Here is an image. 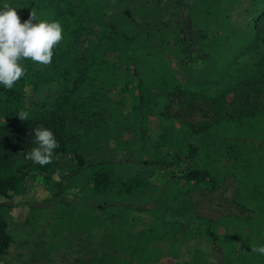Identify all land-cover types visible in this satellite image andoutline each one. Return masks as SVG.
<instances>
[{
	"label": "rangeland",
	"instance_id": "obj_1",
	"mask_svg": "<svg viewBox=\"0 0 264 264\" xmlns=\"http://www.w3.org/2000/svg\"><path fill=\"white\" fill-rule=\"evenodd\" d=\"M31 1L0 0V8L5 4L16 8L23 22ZM35 1L39 2L35 5L38 22H51L52 12L44 5L47 0ZM185 1L64 0V6L88 22L87 32L66 46L63 57H59L58 44L49 65L20 61L25 75L17 86L28 117L43 110L62 113L65 110L59 109L65 100L81 99L86 109L85 114L82 108L75 109V117L64 115L66 125L58 137L62 139L57 140L67 139L66 150L44 171L32 169L35 163L21 152L24 158L19 156V161L31 169L25 189L12 197L14 205L0 208L11 236L0 264H214L208 228L224 252L240 264H264V255L251 251L254 244L264 245V167L260 161L264 153L240 138H264V102L252 97L253 93L245 94L251 85L245 80L252 78L255 65L264 66V1ZM126 9L142 23L166 22L159 32L151 29L142 35L148 36L153 48L160 35L164 37L161 51L172 66L177 64L174 82L187 84L180 92L166 93L165 89L156 107L145 95L137 104L133 82L116 84V79L93 77V57L98 54L104 53L109 64L118 59L121 65L128 63L123 47L119 50L118 44L112 46V41L103 38L106 31L101 22L112 24L116 31L126 28ZM252 23L260 31L256 50H232L238 65L220 80L226 70L219 54H228L236 40L247 44L245 33ZM180 29L210 54L207 61L200 60L193 67L182 65L185 59L174 43L182 36ZM224 44L230 46L221 51ZM197 78L215 82L206 87L189 84ZM65 95L68 99L64 100ZM188 144L200 145L204 153L181 168L207 164L219 175L218 188L173 180L159 166L141 168L143 159L171 160L177 149ZM211 150L222 151V157L206 158L204 154ZM75 151L93 160H126L111 165L116 178L128 179L140 172L146 184L129 195L116 193V187L97 193L88 189L83 174H75L66 180L65 188L66 195L77 202L68 207L46 203L56 193L61 176L75 167ZM33 202L38 206L29 205ZM102 203L105 206L98 207Z\"/></svg>",
	"mask_w": 264,
	"mask_h": 264
},
{
	"label": "trees",
	"instance_id": "obj_2",
	"mask_svg": "<svg viewBox=\"0 0 264 264\" xmlns=\"http://www.w3.org/2000/svg\"><path fill=\"white\" fill-rule=\"evenodd\" d=\"M64 0H47L44 4L45 7H49L52 12V21H57L62 26L63 39L59 43L58 48L61 50L58 54L59 57H63V54L67 52L66 46H72L78 42L79 38L83 33H86L88 30V22L80 18L77 13H73L69 7L64 6ZM262 1V0H261ZM264 1V0H263ZM39 3L38 1L32 0L24 11V20L28 19L30 10H35V5ZM183 3H187L183 0ZM128 18V26L126 28H121L113 30L112 24H107V22L102 21V24L105 27V33L103 38L107 41H112V46L118 44V49H124L125 58L128 59L126 65H121L120 59L115 63L109 64V58H104V53L100 56L93 57V60L96 64L93 77L109 78L111 80L116 79V84L121 80L124 83L132 84V90L136 91L137 94V104L142 103L145 97L150 102V105L157 106L158 98L162 97L163 91L170 93L172 90H177L178 92L182 91L187 86V84L175 83L173 71L176 69L177 64L172 66L171 63L167 60L168 56L161 51V45L164 41V37L160 35L157 39L156 48L150 47L148 36L144 37L142 34L149 31L155 30L159 32L161 26L166 22H162L157 25H150L148 23H142L138 21L129 10H124ZM260 13V11H259ZM37 14V13H36ZM254 18V21L257 17ZM39 15L37 14L38 22ZM252 21V22H254ZM181 30V29H180ZM259 30L255 26V23L249 25V32L247 34V44L243 45L237 44L236 40L231 44V46L225 47V44L222 45V50L229 47L228 54H219L221 59L222 68L226 72L221 75L223 80L230 75L229 69L236 67L238 61L236 56L233 54L232 50H256V46L259 42ZM181 37H178L176 42H174L178 48L181 49L182 59H185L182 63L183 66H191L195 63H198L200 60L207 61L210 54L203 50L202 46L196 47V41L189 39L185 32L181 30ZM249 35V37H248ZM102 36V35H101ZM231 39V38H230ZM237 44V45H236ZM254 61L256 58L253 56ZM181 60H179L180 62ZM257 70L252 74V78H248L245 83H251L249 88L245 90L246 93H253L252 97L256 99H261L264 102V66L260 65ZM204 74V72H202ZM233 76V74L231 75ZM72 80L74 78L72 77ZM196 80V77H195ZM76 79L74 80L75 83ZM194 81V79L192 80ZM190 82L189 84L196 83L200 87H206L210 85L213 80L207 79H198L197 81ZM217 81V80H216ZM253 81V82H252ZM36 82V81H35ZM16 83L11 90L4 88L3 85H0V208H6L13 206L12 197L22 192L25 189L26 177L29 173L31 167L28 164H24L19 161V156L24 158L22 153H26L27 149L34 144V127L37 125H42L53 131L58 140L63 134L62 130L64 128L65 116L75 117V109H86L85 103L80 99L73 100L71 103L70 100H65L68 96H64V100L67 103L62 106L59 110H65L62 113H58L56 110H43L34 117H28V120L19 119L18 113L21 111H26L24 105V95L21 89L18 88ZM170 85V86H169ZM75 86V85H74ZM71 88L73 91L75 88ZM169 86V87H168ZM76 87V86H75ZM104 87V85H100ZM244 93V92H243ZM68 99V98H67ZM72 104V105H71ZM254 106V105H253ZM139 109H141L139 107ZM262 116H264V109L262 110ZM234 138V137H229ZM236 138V137H235ZM244 142L251 143L253 147L257 149H263L264 153V138H253V137H242ZM67 139L60 141L59 148L54 150V163L56 161L57 155L62 154L66 150L65 142ZM203 150L200 148V145L188 144L183 148L176 150L171 160H165L161 157L154 159H143L141 161V168L150 167V166H159L168 173V177L181 181L182 183L191 184L194 186H203L207 189H216L220 186L221 180L218 179L219 175H215L210 171V168L207 164L201 162L200 167L190 166L181 168L182 164L187 160L194 161L201 157ZM222 151H208L204 155L206 158L213 159L218 154V159L222 157ZM204 153V152H203ZM74 168L65 175L61 176L59 180L56 193L50 198L45 200L48 202H59L62 206H71L77 201L71 199L66 195V180L75 174H83L86 177L88 189L95 191L97 193H105L114 187H116L118 194L120 195H129L139 189H142L145 186L146 181H144L140 172L132 178L119 177L116 178L112 164L115 162H124L126 160H110V159H100L93 160L88 159L84 152L75 151L74 156ZM263 158H261V165L264 167ZM52 163L45 166H40L39 164H34L32 169L37 171H44ZM209 165V164H208ZM30 206H38L36 202L30 203ZM98 207H104L105 204H97ZM129 207V206H125ZM6 219L0 215V255L3 254L9 247L11 243V236L7 229ZM207 237L211 243V247L215 253L216 261L214 264H240L239 261H236L228 255V253L221 247L218 242L215 234L208 228L206 231Z\"/></svg>",
	"mask_w": 264,
	"mask_h": 264
},
{
	"label": "clouds",
	"instance_id": "obj_3",
	"mask_svg": "<svg viewBox=\"0 0 264 264\" xmlns=\"http://www.w3.org/2000/svg\"><path fill=\"white\" fill-rule=\"evenodd\" d=\"M37 14L30 10L28 19L21 22L16 8L5 4L0 8V85L11 90L25 75L21 60L49 65L53 49L62 41V26L57 21L34 22ZM21 120H28V113H18ZM34 131V147L26 152L25 159L45 166L53 162L54 150L60 144L52 130L37 125ZM251 251L264 255V245H252Z\"/></svg>",
	"mask_w": 264,
	"mask_h": 264
}]
</instances>
